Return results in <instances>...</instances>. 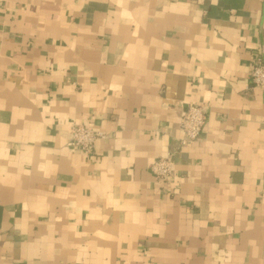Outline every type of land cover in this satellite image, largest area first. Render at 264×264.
<instances>
[{
	"label": "crops",
	"instance_id": "1",
	"mask_svg": "<svg viewBox=\"0 0 264 264\" xmlns=\"http://www.w3.org/2000/svg\"><path fill=\"white\" fill-rule=\"evenodd\" d=\"M256 62L264 0H4L0 264H264Z\"/></svg>",
	"mask_w": 264,
	"mask_h": 264
},
{
	"label": "built area",
	"instance_id": "2",
	"mask_svg": "<svg viewBox=\"0 0 264 264\" xmlns=\"http://www.w3.org/2000/svg\"><path fill=\"white\" fill-rule=\"evenodd\" d=\"M4 0H0V4ZM252 83L264 93V65L256 62L251 72ZM206 123L204 108L200 105H190L184 113L180 130L184 134L183 140L177 146L181 149L194 144L200 137ZM102 132L95 131L90 127L76 126L71 129V145L89 154L94 151L95 143L99 139H104ZM173 153L155 161L152 166V173L160 182H167L173 174Z\"/></svg>",
	"mask_w": 264,
	"mask_h": 264
}]
</instances>
